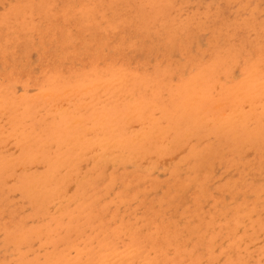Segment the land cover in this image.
<instances>
[{
    "label": "rangeland",
    "instance_id": "374dc122",
    "mask_svg": "<svg viewBox=\"0 0 264 264\" xmlns=\"http://www.w3.org/2000/svg\"><path fill=\"white\" fill-rule=\"evenodd\" d=\"M263 83L264 0H0V264H264Z\"/></svg>",
    "mask_w": 264,
    "mask_h": 264
},
{
    "label": "bare ground",
    "instance_id": "6f19581e",
    "mask_svg": "<svg viewBox=\"0 0 264 264\" xmlns=\"http://www.w3.org/2000/svg\"><path fill=\"white\" fill-rule=\"evenodd\" d=\"M199 38H200V37H199ZM199 38H198V39H199ZM33 55H34V54H33ZM175 57H177V56H175ZM31 59H32V58H31ZM31 65H32V63H31ZM236 73H237V71H236ZM234 75H235L234 77L236 78L237 75H236V74H234ZM234 77H232V78H234ZM173 79H174V78H173ZM263 84H264V83H263ZM89 86H90V85H89ZM96 86H99V85H96ZM100 86H101V84H100ZM108 86H109V84H108ZM89 88H90V87H88L87 89H89ZM91 88H92V87H91ZM98 88H100V87H98ZM17 89H18V88H17ZM66 89H67V88H66ZM96 89H97V88H96ZM96 89H95V90H96ZM102 89H103V88H102ZM18 90H19V89H18ZM68 90H69V89H68ZM75 91H76V90H75ZM83 91H86V90H83ZM83 91H82V92H83ZM238 91H239V90H238ZM238 91H237V92H238ZM241 91H242V90H241ZM18 92H19V91H18ZM67 92H68V91H67ZM100 92H101V91H100ZM237 92H236V93H237ZM239 92H240V91H239ZM91 93H92V92H91ZM42 94H43V97H44V96H47V95H44L45 93H42ZM64 94H66V92H65ZM64 94H63V95H64ZM39 95H40V94H39ZM51 95H52V94H51ZM57 96H60V95L58 94ZM72 96H73V95H72ZM39 97H40V96H39ZM77 97H78V95H77ZM61 98H62V97H61ZM87 99H88V98H87ZM87 99H86V100H87ZM121 99H122V98H121ZM66 100H67V99H66ZM72 100H73V99H72ZM72 100H71V102H72ZM74 100H75V99H74ZM83 100H84V99H83ZM108 100H109V99H108ZM130 100H131V99H130ZM67 101H68V100H67ZM75 101H76V100H75ZM77 101H79V100H77ZM195 101H196V99H195ZM47 102H48V101H47ZM61 102H62V101H61ZM116 102H117V101H116ZM121 102H123V101H121ZM87 104H88V103H87ZM89 104H90V103H89ZM91 104H92V102H91ZM83 105H85V104H83ZM53 106H56V105H53ZM58 106H59V105H58ZM67 106H68V104H67ZM67 106H66V105H63V106L61 107V109H60L59 107H58V108H59L60 110H62L63 107L66 108ZM74 106H75V105H74ZM74 106H73V108H74ZM78 106H79V105H78ZM107 106H108V105H106V107H107ZM220 106H221V105H220ZM86 107H87V106H86ZM218 107H219V106H217V108H218ZM247 107H248V106H247ZM249 107L251 108L252 106L249 105ZM257 107H259V106H257ZM65 108H64V110H65ZM70 108H71V107H70ZM70 108H69V109H70ZM215 108H216V105H215ZM52 109H53V108H52ZM56 109H57V107H56L55 109H53V110L55 111ZM66 109H67V108H66ZM84 109H85V108H84ZM242 109H243V108H242ZM244 109H245V108H244ZM244 109H243L242 111H244ZM253 109H254V108H252V110L248 108V110H247V109H246V110H247V112H250V111H253ZM262 109H263V108H262ZM53 110H52V111H53ZM60 110H59V111H60ZM82 110H83V109H82ZM137 110H138V109H137ZM249 110H250V111H249ZM57 111H58V109H57ZM104 111H105V110H104ZM106 111H107V110H106ZM236 111L240 112L241 109H240V111H239V108H238V110H235V111H232V112H236ZM66 112H68V111H66ZM226 112H227V111H226ZM226 112H223L225 115H223V113H222V114L220 113L221 115H223V116H221V117H224V116L229 117V116H231V115H234L232 112L229 111V112L231 113V115H229L230 113L228 112V113H229V114H228L229 116H228V115H226V114H227ZM245 112H246V111H245ZM253 112H254V111H253ZM61 113H62V112H61ZM218 113H219V112H218ZM240 113H241V112H240ZM240 113H239V114H240ZM251 113H252V112H251ZM262 113H264V112H261L260 115L263 116ZM62 114H63V113H62ZM62 114H61V115H62ZM236 114L239 115L237 112L235 113V115H236ZM245 114H246V113H245ZM61 115H60V116H61ZM199 115H200V118L202 119V117H201V113H200V112H199ZM217 115H218V114H217ZM217 115H216V118L218 117ZM248 115H249V114H248ZM248 115H246V116L248 117ZM252 115H254V113H253ZM249 116H250V115H249ZM213 117H214V115H213ZM213 117H212V118H213ZM221 117L218 118V119H222ZM236 117H238V116H234V118H236ZM209 118H211V116H210ZM232 118H233V117H232ZM232 118L230 117L229 120L231 119V120H233V122H234L235 120L232 119ZM254 118H255V117H254ZM261 118H262V117H261ZM73 119H75V118H73ZM95 119H96V118H95ZM129 119H130V118H129ZM218 119H216V122L218 121ZM223 119H224L223 122H224V121L226 122V120H225L226 118L224 117ZM236 119H237V118H236ZM239 119H241L240 115H239ZM245 119H246V118H245ZM251 119H253V118H251ZM210 120H211V119H210ZM214 120H215V119H214ZM79 121H80V120H79ZM150 121H152V120H150ZM208 121H209V120H208ZM219 121H220V120H219ZM251 121H252V120H251ZM76 122H77V119H76L75 122H73V124L76 123ZM197 122H198V121H197ZM200 122H201V121H200ZM102 123H103V122H102ZM217 123H218V122H217ZM231 123H232V121H231ZM231 123H229V124H231ZM246 123H247V122H246ZM145 124H146V123H145ZM209 124H211V123H209ZM209 124H208V125H209ZM130 125H131V124H130ZM149 125H150V124H149ZM149 125H146V127H148ZM234 125H235V123H234ZM84 126H85V125H84ZM102 126H103V125H102ZM143 126H144V125H143ZM210 126H211V125H210ZM135 127H137V126H134V128H135ZM79 128H80V127H79ZM91 128H92V127H91ZM125 128H126V127H125ZM217 128H218V127H217ZM217 128H216V129H217ZM226 128H228V127H226ZM101 129H102V128H101ZM101 129H99V130H101ZM128 129L130 130V128H128ZM128 129H127V130H128ZM140 129L143 130L144 127L140 128ZM87 130H89V129H87ZM87 130H86V131H87ZM145 130H146V128H145ZM153 130H154V129H153ZM221 130H222V129H221ZM102 131H103V129H102ZM130 131H131V130H130ZM134 131H135V130H133L132 133H133ZM91 132H93V131L91 130V131H90V134H91ZM111 132H112V130H111ZM115 132H116V131H115ZM154 132H155V131H154ZM103 133H105V132H103ZM113 133H114V132H113ZM127 133H129V132H127ZM137 133H139V132L137 131ZM137 133H136V135L138 136ZM152 133H153V132H152ZM156 133H159V132H157V130H156ZM109 134H110V133H109ZM139 134H140V133H139ZM105 135H106V134H105ZM88 136H89V134L87 135V137H88ZM94 136H95V135H94ZM137 136H136V137H137ZM145 136H146V135H145ZM147 136H148V135H147ZM159 136H160V135H159ZM87 137H86V138H87ZM89 137H90V136H89ZM103 137H104V135H103L101 138H103ZM114 137H116V135H115ZM139 137H140V136H139ZM139 137H137V139H138ZM141 137H143V135H142ZM91 138H93V137H91ZM105 138H107V136H105ZM162 138H163V137H162ZM94 139H95V138H94ZM135 139H136V138H135ZM141 139H142V138H141ZM160 139H161V138H160ZM91 140H93V139H91ZM95 142H97V140H96ZM102 142H104V141H102ZM102 142H101V144H102ZM106 142H107V141H106ZM93 143H94V142H93ZM161 143H162V142L159 143V144H160L159 146H161ZM163 145H164V144H162V148L165 147L164 149H167L166 147L169 146L168 143H167L168 146H165V145L163 146ZM7 146H8V145H7ZM101 146L103 147V145H101ZM107 146H108V145H107ZM107 146H106V147H107ZM112 146H113V145H112ZM247 146H248V145H247ZM157 147H158V146H157ZM53 148H54V147H53ZM12 149H13V148H12ZM94 149H95V148H94ZM168 149H170V147H168ZM8 150H9V149H8ZM92 150H93V149H92ZM108 150H109V149H108ZM184 150H185V149H184ZM98 151H99V150H98ZM112 151H113V150H111L110 153H111ZM16 152H17V151H16ZM95 152H96V150H95ZM95 152H94V153H95ZM118 152H119V151H118ZM96 153H97V152H96ZM96 153H95V154H96ZM101 153H103V152H101ZM105 153L107 154L106 156H108V154H109V156H110V153H109L108 151H107V152L105 151ZM105 153H104V154H105ZM120 153H121V152H120ZM120 153H119V154H120ZM181 153H182V151H181ZM251 153H252V152H251ZM99 154H100V153H99ZM117 154H118V153H116V156H117ZM119 154H118V159H119L120 156H122L121 154H120V155H119ZM141 154H142V153H141ZM114 155H115V153H114ZM114 155H113V156H114ZM178 155H180V153H179ZM100 156H103V154H102V155L100 154ZM100 156H99V157H100ZM106 156L104 155L102 158H104V157H106ZM109 156H108V157H109ZM111 156H112V154H111ZM111 156H110V157H111ZM116 156H115V158H116ZM123 156H125V154H124ZM123 156H122V158H125V157H123ZM245 156H246V155H245ZM245 156H244V157H245ZM247 156H248V155H247ZM91 157H92V156H91ZM96 157H97V159H98V156H96ZM96 157H95V155H94L93 159L96 158ZM139 157H141V156H139ZM139 157H138V158H139ZM174 157H175V156H174ZM174 157H171V158H173V161H174ZM176 157H177V155H176ZM88 158H89V157H88ZM120 158H121V157H120ZM134 158H136V157H134ZM134 158H133V159H134ZM138 158H136V162H137V163L140 161V159H138ZM149 158H150V157H149ZM149 158H148V159H149ZM152 158H155V157H152ZM168 159H169V158H168ZM168 159H167V160H168ZM90 160H92V159H90ZM94 160H96V159H94ZM94 160H93V162H94ZM102 160H103V159H102ZM112 160H113V158L111 159V161H112ZM171 160H172V159H171ZM171 160L169 159V163H170ZM104 161H105V160H104ZM104 161H103L102 163H104ZM106 161H109V159L107 158ZM111 161H109V162H111ZM145 161H146V160H145ZM163 161H166V159L163 160ZM191 161H192V160H191ZM98 162H99V161H98ZM98 162H97V163H98ZM161 162H162V161H161ZM161 162H160V163H161ZM166 162H167V161H166ZM89 163H91V162H89ZM134 163H135V162H134ZM146 163H147V162H146ZM146 163H143L144 167H145ZM93 164H95V163H93ZM106 164H110V163L107 162ZM115 164H116V162H115ZM115 164H114V166H115ZM149 164H150V163H149ZM163 164H164V163H163ZM61 165H62V164H61ZM102 165H103V164H102ZM127 165H128V164H127ZM127 165H126L125 167H129V165H128V166H127ZM131 165H133V163H132ZM134 165H136V163H135ZM159 165H160V164H159ZM161 165H162V163H161ZM166 165H167V164H166ZM82 166H83V165H82ZM109 166L111 167V165H109ZM109 166L107 167L108 169H109ZM184 166H185V165H184ZM131 167H132V166H131ZM159 167H160V169H161V166H159ZM120 168H121V167H120ZM31 169H32V168H31ZM39 169H42V168H39ZM83 169H84V168H83ZM148 169H149V168H148ZM148 169H147V170H148ZM154 169H155V168H154ZM118 170H119V169H118ZM153 171H154V170H153ZM156 171H157V168H156V170H155L154 172H156ZM156 173H157V172H156ZM161 173H162V172H161ZM187 173H188V172H187ZM61 174H62V173H61ZM157 174H158V173H157ZM159 174H160V173H159ZM162 175H163V174H162ZM158 176H159V175H158ZM180 176H181V175H180ZM84 177H85V176H84ZM83 179H85V178H83ZM81 180H82V179H81ZM74 182H75V181H74ZM75 183H76V182H75ZM226 183H227V181H226ZM78 184H80V183H78ZM214 184H215V183H214ZM230 184H231V183H230ZM37 189H38V187H37ZM69 190H72V188L68 189V192H69ZM158 192H159V191H158ZM16 195H17V194H16ZM66 195H67V194H66ZM63 196H64V195H63ZM70 198H71V197H70ZM61 202H62V201H61ZM63 203H64V202H63ZM56 205H57V204H55V206H56ZM112 207H113V206H112ZM54 208H55V207H54ZM50 209H53V208H50ZM59 209H60V208H59ZM57 211H58V210H57ZM261 215H262V214H261ZM252 217H254V216H252ZM116 222H117V221H116ZM215 230H216V229H215ZM143 231H145V230H143ZM240 231H241V230H240ZM240 231H239V232H240ZM262 241H263V240H262ZM262 241H261V242H262ZM257 244H259V243H257ZM223 245H224V244H223ZM255 245H256V244H255ZM34 246H35V245H34ZM253 247H254V246H253ZM215 252H216V251H215ZM134 253H136V252H134ZM230 253H231V252H230ZM151 254H152V253H151ZM129 256H130V254H129ZM254 257H255V256H254ZM115 258H118V257H115ZM138 259H139V258H138ZM138 259H137V260H138ZM221 259H222V258H221ZM121 260H123V259H121ZM132 260H133V259H132ZM262 260H263V259H262ZM130 261H131V260H130ZM120 262H121V261H120ZM135 262H136V261H135ZM219 262H220V260H219ZM261 262H262V261H261ZM117 263H118V262H117ZM139 263H140V262H139ZM114 264H115V263H114ZM131 264H133V263H131ZM146 264H147V263H146Z\"/></svg>",
    "mask_w": 264,
    "mask_h": 264
},
{
    "label": "snow or ice",
    "instance_id": "6c2138e0",
    "mask_svg": "<svg viewBox=\"0 0 264 264\" xmlns=\"http://www.w3.org/2000/svg\"><path fill=\"white\" fill-rule=\"evenodd\" d=\"M239 264H243V262H239Z\"/></svg>",
    "mask_w": 264,
    "mask_h": 264
}]
</instances>
